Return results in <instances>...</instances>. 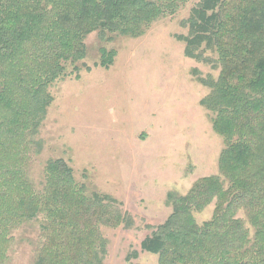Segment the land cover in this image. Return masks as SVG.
<instances>
[{"label": "trees", "instance_id": "1", "mask_svg": "<svg viewBox=\"0 0 264 264\" xmlns=\"http://www.w3.org/2000/svg\"><path fill=\"white\" fill-rule=\"evenodd\" d=\"M187 1L0 0V264H6L14 229L40 215L33 264H102L100 223L131 226L113 210L116 198L90 193L64 158L47 162L39 187L31 176L42 148L37 137L54 84L92 69L85 62L91 33L102 42L140 37ZM187 24L189 34L178 36L185 55H218L219 77L199 79L210 87L201 104L214 114L225 149L218 175L198 179L185 195L168 193L173 211L142 249L157 254L158 264H264V0H201ZM99 51L94 66L109 68L117 50ZM214 201L213 217L199 223L194 213Z\"/></svg>", "mask_w": 264, "mask_h": 264}, {"label": "rangeland", "instance_id": "2", "mask_svg": "<svg viewBox=\"0 0 264 264\" xmlns=\"http://www.w3.org/2000/svg\"><path fill=\"white\" fill-rule=\"evenodd\" d=\"M200 1L159 17L140 37L102 42L91 33L85 62L92 69L51 89L55 99L37 137L42 148L33 156L31 176L41 187L47 162L64 158L90 193L116 198L113 210L132 224L100 223L102 264H158L159 256L144 251L142 242L171 215L168 193L185 195L198 179L219 174L225 142L213 127L214 114L201 104L210 87L199 79L219 77L218 55L204 50L202 60L188 57L178 38L189 34L187 21ZM101 46L117 50L109 68L94 66ZM214 210L215 201L196 211V220H210ZM238 216L246 219L243 210ZM43 217L14 229L6 264L34 263Z\"/></svg>", "mask_w": 264, "mask_h": 264}]
</instances>
